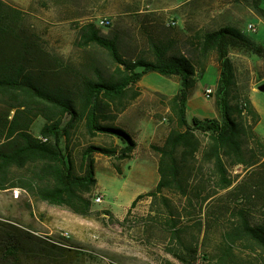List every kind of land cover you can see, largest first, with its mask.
Listing matches in <instances>:
<instances>
[{"label":"rangeland","instance_id":"1","mask_svg":"<svg viewBox=\"0 0 264 264\" xmlns=\"http://www.w3.org/2000/svg\"><path fill=\"white\" fill-rule=\"evenodd\" d=\"M7 1L25 11L33 30L42 38L49 57L53 58L51 61L57 72L64 74V78L69 73L95 74L97 71L108 78L115 69L107 50L95 44L83 46L82 30L88 23H94L101 35L115 37L122 56L127 60L139 57L153 60L154 42L166 47L169 55L179 50L183 55L188 53L195 62H202L197 41L193 46L185 38L187 28L196 30L200 27V17L184 18L179 24L177 18L172 17L126 14L121 7L122 0ZM247 5L249 9L242 8L244 12L251 9L262 16L255 9L253 0H248ZM103 18L111 23L100 25ZM251 21L257 30L246 32L255 42L262 43L263 19L254 17ZM248 22L249 19L241 26H247ZM178 29L182 31V38L177 39ZM199 34L195 35L196 40ZM230 57L235 67L233 94L253 96L261 115L255 130L264 139V92L259 90L264 83V59L237 47L230 48ZM207 67L208 73L199 71L196 74L198 83L187 104L188 116L190 120L197 116L222 121L216 103L215 80L220 71L216 53ZM181 88L180 77L170 78L150 72L130 87L122 110L113 106L115 119L108 124L127 130L137 141V147L126 159L98 152L93 154L98 183L91 194L92 209L88 216L34 200L18 187L0 189V230L35 236L34 243L24 239L26 251L18 255L17 264H231L233 261L259 264L264 256L259 249L251 250L247 241H237L228 256L224 245L226 232L238 223L240 215L247 216L252 224L264 222L263 149L259 146L258 149L252 139L246 141L245 150L248 154L254 150L255 159L260 161L253 166L231 165L227 161L234 180L232 187L218 189L211 171L205 170L197 178L195 169L186 196L165 190L158 197L140 198L132 207L136 197L154 190L160 179V154L154 146H162L173 127L169 100ZM207 88H213L211 96H207ZM136 91L139 95L132 98ZM44 123L42 117L37 119L32 128L35 136H40ZM89 145L117 150L124 147L118 138L105 134L92 137L82 124H78L71 141L78 169L82 164V151ZM162 195L167 197L171 208L165 206ZM98 196H102L101 202H97ZM173 221H177L174 228L170 226ZM177 231L179 238L173 234ZM50 239L65 247L64 251L60 249L57 253L64 252L62 260L48 257L47 251L52 249ZM175 250L187 256L188 261L179 259Z\"/></svg>","mask_w":264,"mask_h":264},{"label":"trees","instance_id":"2","mask_svg":"<svg viewBox=\"0 0 264 264\" xmlns=\"http://www.w3.org/2000/svg\"><path fill=\"white\" fill-rule=\"evenodd\" d=\"M253 4L264 18L262 0H253ZM197 39L201 63L180 51L169 55L166 47L154 42L153 60L143 57L127 60L115 37L101 35L94 23H88L82 30L83 46L95 44L107 50L115 69L108 78L100 71L69 73L64 78V74L57 72L53 58L49 57L25 11L7 0H0V189L18 187L34 200L88 216L92 209L91 194L98 183L93 154L126 159L137 147V141L127 130L108 124L115 119L113 106L122 110L130 87L150 72L180 77L182 88L169 100L173 127L164 144L154 146L160 154V179L154 190L139 194L132 207L140 198L158 197L165 190L186 196L195 169L197 178L205 170L211 171L218 189L232 187L234 180L227 161L231 165L257 164L260 159H255L254 150L246 152V141L252 139L258 149H263L261 156H264V139L255 130L261 115L251 98L247 94H233L235 67L230 48H242L264 59V42L257 43L238 28L228 26L200 33ZM213 53L217 54L220 69L216 103L223 119L194 116L190 120L187 104L198 83L196 74L204 73ZM138 95L136 91L132 98ZM39 117L45 123L40 136H35L32 128ZM78 124L84 126L88 135L116 137L124 147L117 150L89 145L82 151V164L78 169L71 148L73 130ZM162 197L165 206L171 208L167 197ZM176 225L177 221H173L170 226ZM178 232H173L175 238L180 237ZM34 237L29 233L20 236L15 231L0 230L1 264H17L18 255L26 251L24 239L33 242ZM52 240L49 245L53 250L47 251L43 246L41 249L47 251L49 258L62 260L64 252L57 253L65 247ZM239 240L247 241L251 250L259 249L264 256V222L252 224L247 216L240 215L238 223L226 232V256L234 251ZM174 254L188 261L182 252L175 250ZM259 264H264V258Z\"/></svg>","mask_w":264,"mask_h":264},{"label":"crops","instance_id":"3","mask_svg":"<svg viewBox=\"0 0 264 264\" xmlns=\"http://www.w3.org/2000/svg\"><path fill=\"white\" fill-rule=\"evenodd\" d=\"M247 3L248 0H122L121 7L123 11H126L125 12L126 14L139 13L149 16L172 17L173 19L177 18L176 21L179 22V24L181 23V20H183L184 18L185 20H192V18L200 17L201 24L198 29L192 30L190 28H187L185 30L186 33L185 38L186 40H189L187 41V43L194 46V42L197 41L195 39V35L197 33H204L206 31H215L220 29L221 27H226V26L238 28L247 37H249L246 31L250 30L248 26L249 24H252L253 21L251 20L254 17H260L264 21V18L262 16H259L255 10L250 9L248 10V12L247 11L244 12L242 8L249 9V5H247ZM247 18L249 19L247 26H241L242 24H244L246 20H248ZM209 26H213V28L206 29V27ZM195 31L197 32L194 35ZM176 37L177 39L182 38L181 30L178 29ZM196 46H197V42H196ZM184 54H186V56L189 55L188 53H184ZM214 55L215 53L210 55V60L212 59V57H214ZM209 63L210 61L208 62V64ZM207 70L208 67L204 71V74H206V72L208 73ZM208 76H210V74H208ZM219 77H220V71H218L217 73V79L215 75V77H213V80L216 79L215 81L217 82ZM191 97L192 94L190 96L189 101L191 100ZM251 101L254 104L253 96L251 98Z\"/></svg>","mask_w":264,"mask_h":264},{"label":"built area","instance_id":"4","mask_svg":"<svg viewBox=\"0 0 264 264\" xmlns=\"http://www.w3.org/2000/svg\"><path fill=\"white\" fill-rule=\"evenodd\" d=\"M110 23H111V21H109L108 19H105V18H103V19H101L99 21L100 25H105V26L110 24ZM171 23H174V22H171ZM248 28L250 30H253V31L256 30V28H255V26L253 24H249ZM213 92H214L213 88H207L206 89L207 96H211L213 94ZM96 200H97V202H101L102 201V196H98Z\"/></svg>","mask_w":264,"mask_h":264},{"label":"water","instance_id":"5","mask_svg":"<svg viewBox=\"0 0 264 264\" xmlns=\"http://www.w3.org/2000/svg\"><path fill=\"white\" fill-rule=\"evenodd\" d=\"M259 90L264 92V83L259 86Z\"/></svg>","mask_w":264,"mask_h":264}]
</instances>
